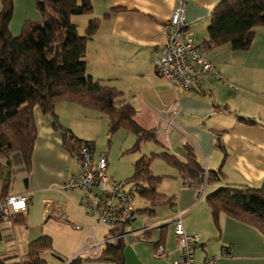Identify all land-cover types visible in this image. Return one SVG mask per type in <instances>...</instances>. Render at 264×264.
Here are the masks:
<instances>
[{"label": "crops", "instance_id": "1", "mask_svg": "<svg viewBox=\"0 0 264 264\" xmlns=\"http://www.w3.org/2000/svg\"><path fill=\"white\" fill-rule=\"evenodd\" d=\"M12 1L9 30L17 36L25 21H40L41 16L34 0ZM90 2V16L71 17L79 34L82 29L81 35L85 34L91 19L99 20L95 34L86 44V72L120 92L121 99L134 108L136 124L154 133V139L145 143L147 152L142 153L144 142L140 143L136 151L139 158L168 153L184 163L188 160L186 147H189L205 172L220 171L217 180L196 188L182 180L175 167L159 158L152 160L153 174L165 176L158 191L171 197L162 188L165 180L170 178L179 184L178 197L172 196L176 201L171 218L152 215L147 219L144 215V220L138 221L133 230L128 232L126 229L123 235L124 264H171L180 255L174 235V221L178 217L186 234L200 237L195 247L197 262L218 256L216 264H264L262 234L255 227L222 212L214 219L205 201V196L226 184L258 187L264 180V27L253 29L248 50L235 51L230 44L212 46L209 43L212 11L220 0ZM180 5L185 6L187 32L221 79L207 78L190 91L174 89L157 75L154 67L158 51L166 41L164 27ZM55 114L72 135L91 144L97 159L95 139L103 131L104 122L107 130L106 117L71 102L58 103ZM33 117L36 139L29 172L13 176L6 190L0 180V197L31 195L26 214L0 225V261L19 263L32 242L47 236L52 246L39 255L47 264H54L53 261L69 264L78 256L88 259L83 264H101L95 259L108 243L110 228L105 236L97 237L99 224L87 216L81 205L83 193L62 189L64 183L79 172V165L62 146V132L52 126L51 117L44 115L37 106L33 108ZM241 117L254 120L256 124L247 125L239 120ZM134 138L125 153L134 147ZM155 160L164 162L162 166L170 174H162L158 168L154 170ZM167 168L171 171L167 172ZM166 175L170 176L167 178ZM16 176L20 177V187L13 183ZM139 202L135 201L134 205L138 207ZM76 225L79 229L74 228ZM58 233L66 236L63 246L57 245ZM158 247L164 249L163 258L154 257Z\"/></svg>", "mask_w": 264, "mask_h": 264}, {"label": "trees", "instance_id": "2", "mask_svg": "<svg viewBox=\"0 0 264 264\" xmlns=\"http://www.w3.org/2000/svg\"><path fill=\"white\" fill-rule=\"evenodd\" d=\"M40 21L27 20L20 33L13 36L9 24L13 15V1L1 0L0 8V180L4 189L11 185L15 175L30 170L32 149L36 139L33 108L39 107L51 117L52 126L62 132V146L74 157L82 145L58 121L55 107L60 102H71L103 114L107 119V133L125 129L136 137L129 152H136L142 142L154 139V133L139 127L134 108L121 99V93L104 81L92 78L86 72V44L95 34L99 20L91 19L84 35L72 24V16H90V0H34ZM264 27V0H220L211 15L208 27L212 46L230 44L235 51H246L253 40V29ZM247 125L256 122L239 118ZM219 142V141H218ZM219 145V143H218ZM91 146V144L89 145ZM188 160L180 163L168 153L143 155L133 163V174L123 182L134 188L135 214L152 216L158 206L175 204V197L158 191L165 176H155L150 168L159 158L175 167L182 180L196 188L218 179L219 170L205 172L189 147ZM206 180V181H205ZM26 183V179L23 180ZM12 195V194H11ZM8 196V195H7ZM2 198V197H0ZM211 215L216 219L222 212L255 227L264 238V180L258 187L226 184L205 196ZM126 225L109 230L113 243H105L95 261L124 264L123 235ZM147 236V234H146ZM52 241L42 236L28 247L27 255L16 264H47L39 255L49 250ZM88 259L78 256L69 264H83ZM0 264H5L0 261Z\"/></svg>", "mask_w": 264, "mask_h": 264}, {"label": "built area", "instance_id": "3", "mask_svg": "<svg viewBox=\"0 0 264 264\" xmlns=\"http://www.w3.org/2000/svg\"><path fill=\"white\" fill-rule=\"evenodd\" d=\"M166 41L154 60L157 75L166 80L174 89L190 91L202 80L215 78L221 81L217 70L204 58L186 30L185 6H178L164 27ZM79 165V172L64 183L62 189L77 190L83 193L81 205L87 216L95 224L107 225L110 230L119 224H129L135 214L134 188L126 182L112 180L106 172L107 159L101 154L94 158L93 150L82 145L73 157ZM31 195L12 194L0 198V225L10 223L13 218L27 213ZM79 229V226H74ZM174 235L179 252L171 264H216L214 256L203 262L195 259V247L199 243L198 235H188L180 217L174 221ZM114 237L108 239L113 243ZM164 249H155L154 257L163 258Z\"/></svg>", "mask_w": 264, "mask_h": 264}, {"label": "rangeland", "instance_id": "4", "mask_svg": "<svg viewBox=\"0 0 264 264\" xmlns=\"http://www.w3.org/2000/svg\"><path fill=\"white\" fill-rule=\"evenodd\" d=\"M79 19H81V18H79ZM81 34H83L82 29L80 31V35ZM105 123L106 122H104L103 131L100 132V130H99L100 133H99V135H97V137L95 139V145H94V148H95L94 151L95 152L94 153H95L97 158L101 154L106 155L107 162H108V167L106 170L107 175L108 176L113 175L114 177H116V178L113 177L114 181L123 182V180L130 178L132 176V164L140 156V155H138L139 154L138 152L125 153V151H124L125 149H127L130 140L131 139L135 140V138L132 135V133H130L129 131H126L125 129L118 130L114 134L109 135L107 133ZM145 143L146 142L141 144L142 153L148 151L147 146H145ZM155 161H157V162H155L156 164L153 163V169L154 170L156 168H158L159 171L161 170L163 172L162 174H170V173L165 172V169L162 166V165H164V162H162L161 160H155ZM0 162L2 163V165H4V161L0 160ZM167 169H169V170H167V172L171 171V168H167ZM155 172H158V171H155ZM168 176H170V175H166L167 178H168ZM117 177L120 179H118ZM165 181H166L165 185L164 186L162 185L163 190L166 193H169L170 196H173V194H174L175 196L178 197V193H177L178 189L177 188H178L179 184L175 183V181L173 179H170V178L166 179ZM13 183L15 184V186L20 187L21 186L20 177L16 176ZM66 191H76V190H66ZM63 201H64V199H61V202H63ZM30 202H31V200H30ZM204 203H205V201H204ZM200 204H201V202H199L198 207L200 206ZM138 207L139 208L144 207V203L142 204L141 202H139ZM199 209H198V211H199ZM154 210H155V213L153 215H155L156 217L163 216V217H166L167 219H169L172 216V208H170L169 206H158ZM145 217H147V219L151 218V216H146V215H145ZM145 217H144V215L141 216L139 214H136V216H135L136 221L132 222L130 225L129 224L126 225L127 231L130 232L131 230H133L136 226V223L138 221H143ZM108 228L109 227L107 225L99 224L97 226V230H96L97 237L99 235H102V237H103V235L105 236ZM58 234H59V236H58L59 239L57 241V245L63 246L64 245L63 240H65L66 236L63 233H58ZM97 237H96V239L98 240ZM53 263L55 264L54 261H53ZM86 263L87 264H93V263H89V262H86Z\"/></svg>", "mask_w": 264, "mask_h": 264}]
</instances>
